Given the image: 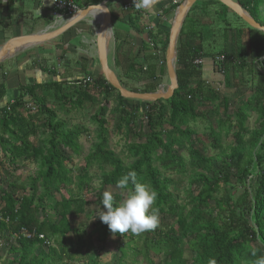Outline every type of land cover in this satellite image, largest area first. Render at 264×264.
Wrapping results in <instances>:
<instances>
[{
	"label": "trees",
	"instance_id": "trees-1",
	"mask_svg": "<svg viewBox=\"0 0 264 264\" xmlns=\"http://www.w3.org/2000/svg\"><path fill=\"white\" fill-rule=\"evenodd\" d=\"M101 1L73 0L80 9ZM236 1L264 25V0ZM178 4H171L164 13L171 14ZM126 12L129 26L142 32L138 10ZM228 12L241 20L217 0L193 4L179 32L175 59L178 86L168 99L123 98L102 74L69 83L20 86L11 99H5L0 85V243L12 255L6 259L0 255V264H78L86 259L85 263L96 264L89 259L93 249L82 237L81 217L99 218L104 191L113 194L114 206L119 205L126 194L116 182L130 170L158 193L155 206L160 223L155 230L138 235L117 233L115 264H208L209 259L217 264H255L264 256V34L247 24L231 26ZM214 16L222 23L220 30L213 27ZM215 31L221 37L217 48ZM146 33V47L154 51L158 47L161 53L142 55L144 63H140L131 52L119 53L120 32H112L119 81L132 91L158 90L165 73L168 33L158 26ZM221 54L225 59L215 64L214 57ZM206 57L212 60V72L222 76L225 84L229 72L236 83L221 90L207 81L203 62H194ZM110 99L116 101L112 113L116 132L125 138L126 160L109 148L104 114ZM50 100L69 112L86 103L98 106L91 116L96 142L75 176L67 163L80 153L78 139L88 130L67 128L49 106ZM251 112L257 114V126L252 129L246 123ZM196 123H202L209 146L218 150L219 156L205 154L206 146L193 126ZM230 135L232 140L224 147L223 138ZM184 151L187 158L182 156ZM27 161L37 163L38 170L24 183L14 172ZM92 166L100 172V191L96 207L89 210L91 203L83 191L94 178L88 173ZM178 174L180 177L174 178ZM252 177L251 183L248 178ZM185 178L189 185L186 203L178 204L169 188ZM74 220H79L76 226ZM96 224L101 227L98 240L102 243L111 233L100 219ZM253 250L256 256L251 254Z\"/></svg>",
	"mask_w": 264,
	"mask_h": 264
},
{
	"label": "crops",
	"instance_id": "crops-1",
	"mask_svg": "<svg viewBox=\"0 0 264 264\" xmlns=\"http://www.w3.org/2000/svg\"><path fill=\"white\" fill-rule=\"evenodd\" d=\"M102 1H105V6L110 13L112 32L113 30L120 32L119 53L124 51L130 55L128 52H131L137 62L144 63L142 55L155 52L153 48L146 47L148 37L145 27L153 29L158 26L162 29V25L170 16V14L164 13L165 10L171 4L180 3L182 0H159L152 9H138L141 17L140 23L144 26L142 32L133 30L127 23L128 14L123 8V4L127 0ZM51 2L52 0H0V46L10 37L36 33L48 27L54 28L65 23L68 17H56ZM96 17L94 14H90L57 38L18 51L0 62V85H3L4 93H6L5 99L16 96L20 86L49 81L69 83L91 74H101L96 52L97 19H99ZM149 45L151 44L149 43ZM114 53L115 45L112 40L107 58L110 67L119 77L121 71L115 67ZM211 61L210 57L203 59V65L207 72L205 79L214 82L218 87H221V90H225L224 85L227 84L232 87L236 83L232 73L227 74L228 83L225 84L222 76L212 72ZM149 64L146 63L145 66ZM159 66L160 63L156 62V68ZM127 80L132 82L134 79L128 78ZM160 86H162V79ZM234 90L229 89V92L234 93Z\"/></svg>",
	"mask_w": 264,
	"mask_h": 264
},
{
	"label": "rangeland",
	"instance_id": "rangeland-1",
	"mask_svg": "<svg viewBox=\"0 0 264 264\" xmlns=\"http://www.w3.org/2000/svg\"><path fill=\"white\" fill-rule=\"evenodd\" d=\"M261 15L263 16L264 19V6L261 8ZM260 14V12H258ZM174 17V12L170 14L168 19L164 22L162 25V28L164 31H167L169 33L171 23ZM228 18L230 25H239L246 27V23L242 20H238L235 18L234 15L228 12ZM214 21V29H221L222 28V23L216 19V16L213 17ZM98 20V19H97ZM210 20V19H209ZM99 22V21H98ZM245 29V28H244ZM215 38H216V44L215 47L217 48L219 40L221 41V37H219V34L217 31H215ZM244 37L246 38V34H244ZM112 40H113V35L110 36V42L109 46L112 45ZM160 46V45H159ZM109 48V47H108ZM111 48V47H110ZM159 48L157 47L155 52L156 53H161ZM110 50H109V56H110ZM261 59V58H260ZM259 69L263 71V68L261 65L258 63L257 64ZM130 84V83H129ZM168 85V78H167V73L165 69V73L162 78V86H160L161 89H165L166 86ZM159 88V89H160ZM249 95V93H244ZM243 94V95H244ZM103 103V102H102ZM49 106L53 109L56 110V116L58 119H62L66 122L67 128H79L80 127H85L88 130V133H83L79 139L78 143L81 146L80 153L78 155H73L71 160L67 163V168L71 169V174L76 175L81 167H83L85 161L84 158L85 156L89 153L90 148L92 145L96 142L95 138V133H96V127L93 125L91 121V116L97 111L98 106H90V104L86 103L84 107L80 110H72V111H67L65 110L66 108H62L57 104V102H54L52 100L49 101ZM107 111L104 114L105 120L108 124L109 128V148L114 151L117 155H119L123 159H127V150L125 148V138L122 133L116 132L115 130V115L112 113V111L116 107V101L114 99H110L108 106H107ZM247 125L250 129L254 128L257 126V114L256 112H251L249 118L247 119ZM195 126L197 133L201 137L203 143L206 146L205 149V154L207 156L211 157H216L219 156L220 153L218 150L212 149L209 146V142L207 137L203 134V125L202 123H196L193 124ZM232 140L231 135L227 138H223L222 145L224 147H227L229 144V141ZM181 152V151H180ZM182 156L187 158V153L184 151L182 153ZM0 157H1V152H0ZM38 170V165L35 162H24L20 163L17 170L14 172L15 176H18L20 181L27 183L29 182V177L34 175ZM88 173L93 175L94 178L91 181L90 187L87 190H84V197L89 201L91 204L87 206V209L92 210L93 206L96 207L95 205L98 203L99 199L97 194L99 193V180L97 175L100 173L98 168L96 166H92L88 169ZM180 177V175H174V178ZM1 179V175H0ZM254 177L251 179L248 178V180L252 183L254 181ZM188 183L187 179H183L180 184L173 186L171 185L169 190L174 193L176 196V201L178 204H184L186 203V189L188 188ZM228 191H231V189H228ZM240 191V189L238 190ZM64 192V190L62 191ZM84 215V214H83ZM95 215V214H94ZM83 224H84V230H85V235L83 237L86 246L92 245L93 251L90 253L91 258L90 260H96V264H115V259H117L118 253H117V247L119 240L110 234L104 242H100L98 240V234L100 230V225L96 224L98 219L97 217H91L88 220H84L83 216L81 217ZM79 221V220H78ZM77 220H74V225L78 223ZM81 236V234H80ZM8 248L3 244L0 243V255L2 259L10 258L12 255L7 253ZM98 260V261H97ZM85 261L81 260L78 262V264H85ZM139 264V263H138Z\"/></svg>",
	"mask_w": 264,
	"mask_h": 264
},
{
	"label": "water",
	"instance_id": "water-1",
	"mask_svg": "<svg viewBox=\"0 0 264 264\" xmlns=\"http://www.w3.org/2000/svg\"><path fill=\"white\" fill-rule=\"evenodd\" d=\"M197 0H182L174 11V17L168 33L167 45L164 53L165 69L168 78V85L165 89H158L153 92L132 91L125 88L119 81L118 75L108 63V47L110 36L112 35L110 13L105 6V1L98 4H90L80 9L73 16H69L65 23L58 27H48L42 31L10 37L0 46V62L11 57L16 52L29 47L39 45L57 38L70 27L92 14L94 11L101 13V21L98 22L96 31V52L100 71L106 82L114 88L121 97L130 100L155 101L158 99L170 98L177 88V78L175 74L176 45L180 29L183 25L189 10ZM226 6L232 13L238 16L249 27L254 28L264 34V25L255 21L251 15L236 0H217ZM107 33V34H106Z\"/></svg>",
	"mask_w": 264,
	"mask_h": 264
},
{
	"label": "clouds",
	"instance_id": "clouds-1",
	"mask_svg": "<svg viewBox=\"0 0 264 264\" xmlns=\"http://www.w3.org/2000/svg\"><path fill=\"white\" fill-rule=\"evenodd\" d=\"M159 0H133L136 9H152ZM116 187L126 194L119 205L114 206V196L110 191L102 193L101 203L104 210L97 215L106 224L110 233L141 234L155 230L160 223L159 208L155 206L158 193L148 183H142L134 170L123 174L116 182ZM256 256V251L251 253ZM208 264H217L209 259ZM255 264H264V256H260Z\"/></svg>",
	"mask_w": 264,
	"mask_h": 264
},
{
	"label": "built area",
	"instance_id": "built-area-1",
	"mask_svg": "<svg viewBox=\"0 0 264 264\" xmlns=\"http://www.w3.org/2000/svg\"><path fill=\"white\" fill-rule=\"evenodd\" d=\"M2 1H8V0H2ZM11 1H23V0H11ZM35 1H40V0H35ZM53 10H54V14L56 17H61V16H73L74 14H76L80 8L73 2V0H52L51 2ZM123 8L124 10H128V9H135L138 10L134 7L133 5V0H127L124 4H123ZM147 29H150L149 27H147ZM225 59V56L223 54L215 56L213 61L215 64H218L220 62H222ZM195 63L199 64L203 62V59H196L194 61ZM29 108L33 109V106L31 104L28 105ZM24 232V231H23ZM25 234L27 236H29V233ZM38 237L40 239L44 240L45 244H50V242L46 239H44V236L42 234H39ZM85 264H90L89 262L85 263Z\"/></svg>",
	"mask_w": 264,
	"mask_h": 264
},
{
	"label": "bare ground",
	"instance_id": "bare-ground-1",
	"mask_svg": "<svg viewBox=\"0 0 264 264\" xmlns=\"http://www.w3.org/2000/svg\"><path fill=\"white\" fill-rule=\"evenodd\" d=\"M92 14H94L95 16H97L99 18L98 21H101L102 17H101V13L99 11H94Z\"/></svg>",
	"mask_w": 264,
	"mask_h": 264
}]
</instances>
